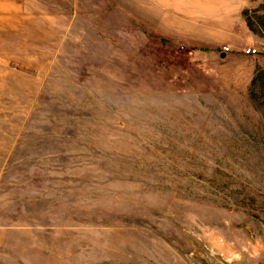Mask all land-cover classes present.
<instances>
[{"label":"rangeland","instance_id":"obj_1","mask_svg":"<svg viewBox=\"0 0 264 264\" xmlns=\"http://www.w3.org/2000/svg\"><path fill=\"white\" fill-rule=\"evenodd\" d=\"M138 1L0 0V264H264V0L231 59Z\"/></svg>","mask_w":264,"mask_h":264},{"label":"crops","instance_id":"obj_2","mask_svg":"<svg viewBox=\"0 0 264 264\" xmlns=\"http://www.w3.org/2000/svg\"><path fill=\"white\" fill-rule=\"evenodd\" d=\"M132 5L146 12L144 20L158 35L193 47V52L214 49L218 57L231 59L236 37L248 27L244 0H139Z\"/></svg>","mask_w":264,"mask_h":264},{"label":"built area","instance_id":"obj_3","mask_svg":"<svg viewBox=\"0 0 264 264\" xmlns=\"http://www.w3.org/2000/svg\"><path fill=\"white\" fill-rule=\"evenodd\" d=\"M224 49V51H227V48H223ZM259 49L257 50V49H255V48H247V50H246V53H259ZM261 51H262V53H264V48L263 49H261Z\"/></svg>","mask_w":264,"mask_h":264},{"label":"water","instance_id":"obj_4","mask_svg":"<svg viewBox=\"0 0 264 264\" xmlns=\"http://www.w3.org/2000/svg\"><path fill=\"white\" fill-rule=\"evenodd\" d=\"M222 56H224V54H222Z\"/></svg>","mask_w":264,"mask_h":264}]
</instances>
